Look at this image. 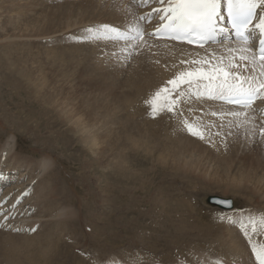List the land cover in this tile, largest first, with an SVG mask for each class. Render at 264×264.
<instances>
[{
    "label": "rangeland",
    "instance_id": "1",
    "mask_svg": "<svg viewBox=\"0 0 264 264\" xmlns=\"http://www.w3.org/2000/svg\"><path fill=\"white\" fill-rule=\"evenodd\" d=\"M81 1L0 0V149L8 144V154L0 152V264H257L239 219L264 214L259 105L248 113L253 135L252 124L213 117L218 102L195 103L185 117H200L201 139L174 114L153 118L145 103L185 67L181 60L227 56L225 44L237 41L206 45L214 48L175 63L167 45L147 35L145 21L135 49L87 31L105 24L128 30L144 7ZM236 62L249 65L241 75L250 74L251 61ZM102 114L110 144L100 142ZM208 195L234 206L212 207ZM67 215L74 220L61 221ZM229 231L244 240L245 255ZM248 231L264 244V228Z\"/></svg>",
    "mask_w": 264,
    "mask_h": 264
},
{
    "label": "snow or ice",
    "instance_id": "2",
    "mask_svg": "<svg viewBox=\"0 0 264 264\" xmlns=\"http://www.w3.org/2000/svg\"><path fill=\"white\" fill-rule=\"evenodd\" d=\"M151 2L152 0H132V3L138 6H146ZM158 2L162 7L152 8L150 12L138 16L137 23L130 26L127 31H121L119 27L108 24L100 26L98 30L89 28L87 31L96 37L123 39L128 42V47L135 49L137 43L133 42H142L145 36L140 22H151L154 14H159L160 23L147 33L149 37L175 40L201 48L207 44L222 43L221 34L229 41L234 38L239 46L225 47L227 56H217L215 51H212L211 55L181 60L180 63L185 67L176 72L165 86L157 89L145 103L149 106L153 118L164 112L174 114L182 120L189 133L204 139L200 117L194 116L189 119L185 117V112L193 113V105L197 102L218 101L221 102L220 109L211 112L213 117L219 116L222 121L226 117H231L238 122V126L252 124L251 134L254 135L257 126L252 121L255 117L249 116L248 113L257 111L253 108L257 99H264V13L260 14L257 22L253 21L257 8L264 6V0H158ZM257 36L259 37L257 48L253 50L249 45ZM237 59L240 62L251 61L252 72L256 73L259 68L258 74L241 75L240 69H247L249 65L238 64ZM224 105L238 106L243 111L226 109ZM228 123L231 124L232 120ZM220 127H223V124ZM258 130L264 135V127H259ZM229 219L232 220L231 217ZM239 224L244 235L249 238L257 264H264V244L252 241L248 231L249 225L253 232L257 230V226L264 228V214L249 217L247 223L240 218ZM93 264H105V260H96Z\"/></svg>",
    "mask_w": 264,
    "mask_h": 264
},
{
    "label": "bare ground",
    "instance_id": "3",
    "mask_svg": "<svg viewBox=\"0 0 264 264\" xmlns=\"http://www.w3.org/2000/svg\"><path fill=\"white\" fill-rule=\"evenodd\" d=\"M80 2H82L81 0H80ZM126 6H125V10L127 9V8H129L130 6H131V4H125ZM153 5H155V3L154 4H151L150 5V7H148V8H146L147 9V12L150 10V8L153 6ZM71 10H73V9H71ZM70 10V11H71ZM69 11V12H70ZM74 11V10H73ZM262 11V10H261ZM146 12V13H147ZM71 13V12H70ZM161 42H163V44H166L167 46H165L166 47V49L169 51V54H170V57L171 58H173V60L175 61V63H176V61H177V59H174V57H188V56H191V54H190V52L191 51H194V50H196V51H201L202 53H203V50H205V49H213L214 47L213 46H211V48H200V47H194V46H189V45H186V44H183V43H177V42H173V41H170V40H164V39H161ZM171 45H173V46H175V47H172ZM208 46H210L209 44H207ZM206 46V45H205ZM225 46L226 47H229V48H237L239 45H238V42H232V43H230V44H225ZM224 46V47H225ZM207 47V46H206ZM211 49V50H212ZM190 54V55H189ZM188 55V56H187ZM190 58V57H189ZM170 60V59H169ZM172 60V61H173ZM171 61V60H170ZM173 61V62H174ZM178 63V62H177ZM177 65V64H176ZM176 68H177V66H175ZM171 68V67H170ZM180 68V67H179ZM182 70V69H181ZM177 71V70H176ZM258 72V71H257ZM251 74H252V71H251ZM257 74V73H256ZM155 84H157V83H155ZM159 86V85H158ZM256 102V101H255ZM217 104V103H216ZM219 104H221V103H219ZM82 105V104H81ZM201 105V104H200ZM259 105V110L260 111H258V113L260 114H264V104H261V103H257V104H253V108L255 107V106H258ZM105 106H106V104L104 105V108H105ZM224 106H227V107H229V108H231V109H234V108H237V107H235V106H230V105H224ZM86 107V106H85ZM91 109H89L90 111H89V113L91 114V113H93V107L91 106L90 107ZM88 111V110H87ZM86 111V112H87ZM85 112V113H86ZM209 112V111H208ZM87 114V113H86ZM94 114V113H93ZM257 114V113H256ZM255 113H254V116H259L258 114L256 115ZM106 115L105 114H102L101 116H99V118L98 119H100L101 120V123H103L102 125H100L101 126V130L103 131V132H101V134L99 135V133H98V135H99V138H100V142H103V140L105 139V138H107L108 137V144H110V143H112V137L110 136V135H112V133L110 134V130H108V129H106V130H103V128H104V126H105V124H104V122H103V120H104V117H105ZM97 117V116H96ZM264 117V116H263ZM227 118V117H226ZM190 119V118H189ZM221 119V118H220ZM233 119V118H232ZM259 119V118H258ZM202 121V120H201ZM214 121V120H213ZM204 122V121H203ZM202 122V123H203ZM229 124V123H228ZM204 125V124H203ZM209 127V126H208ZM236 127V126H235ZM99 128V127H98ZM204 128H206V126H204ZM247 130V129H246ZM204 131V130H203ZM208 131V130H207ZM118 132H120V131H118ZM114 134V133H113ZM116 134L118 135L119 133H117L116 132ZM206 134V133H205ZM209 135H210V133H209ZM207 136H208V133H207ZM209 137V136H208ZM103 138V139H102ZM206 139V138H205ZM264 139V138H263ZM115 140H113V142H114ZM116 142V141H115ZM245 142V141H244ZM224 143V142H223ZM226 143V142H225ZM224 143V144H225ZM264 143V141L262 142V144ZM112 145V144H111ZM223 146V145H222ZM221 146V147H222ZM225 146V145H224ZM6 147H8V144L5 146V147H3L2 149H0V152L2 153V151H3V154H8V149L6 148ZM98 147V146H97ZM220 147V148H221ZM6 148V149H5ZM101 148V147H100ZM219 148V149H220ZM2 150V151H1ZM99 150V149H98ZM102 151H104V150H102ZM224 151V150H223ZM0 153V154H1ZM229 155V154H228ZM1 156H3V155H0V159H2L1 158ZM7 156V155H6ZM221 156V155H220ZM8 157V156H7ZM5 158V157H4ZM4 160V159H3ZM1 161V160H0ZM4 162V161H3ZM38 164H43V166H45V164L44 163H41V162H39ZM39 165V166H40ZM35 166V165H34ZM48 166V165H47ZM46 167V166H45ZM42 168V167H41ZM47 168V167H46ZM45 168V169H46ZM42 169H44V168H42ZM38 170V169H37ZM36 170V171H37ZM39 171V170H38ZM41 171V170H40ZM43 171V170H42ZM41 174L43 173V172H40ZM14 185V184H13ZM11 187H12V185H11ZM16 188H17V186H15ZM10 188H8L7 189V191L4 193H2L3 195H2V197L1 198H3L4 199V197H8L9 195H8V193H10V191H8ZM20 192H17V193H15V194H19ZM14 196V195H13ZM15 198H16V195H15V197L13 198V199H11V201H7L6 203H7V205L8 204H12L13 202V200H15ZM32 198L34 199V196H32ZM26 199V198H25ZM27 199H29V198H27ZM27 199H26V202H32V201H30V199L27 201ZM2 201V200H1ZM34 202V201H33ZM26 204V203H25ZM23 205V204H22ZM75 205H77V203H75ZM5 207V206H4ZM54 207V206H53ZM53 207H50V208H48L49 210H51ZM3 208V207H2ZM22 208V207H21ZM56 208H54V210H55ZM1 210V209H0ZM9 211V210H8ZM19 211H20V207H19V209L17 210V212L19 213ZM71 211H67V212H65V213H70ZM13 213V212H12ZM8 214H9V212H8ZM6 215V213H3V214H0V220L1 219H3L4 218V216ZM60 215H63V214H61V213H58V216H60ZM205 215H206V220L208 221V216H209V214L208 213H205ZM66 216H64V218L62 217V219H61V221H63V220H66V221H71V220H74V215L73 216H71V215H67V217L65 218ZM60 218V217H59ZM210 220V219H209ZM16 221V220H15ZM61 221H57L56 223H57V225H59V224H61ZM214 221V220H213ZM197 222V221H196ZM202 223V222H201ZM211 223V222H210ZM209 223V224H210ZM205 224V223H204ZM208 224V225H209ZM27 225V224H26ZM76 225V222L74 223V226ZM24 226H25V224H24ZM76 227V226H75ZM214 227V226H213ZM227 228V227H226ZM93 229V228H92ZM228 229H230V231H231V228H228ZM228 229L226 230V231H228ZM260 230V229H259ZM213 231V230H212ZM230 231H229V234H230ZM249 231H250V229H249ZM263 231V230H262ZM231 232H233V230L231 231ZM235 232V231H234ZM233 232V233H234ZM257 232V231H256ZM253 233V232H252ZM236 234V233H235ZM231 235V234H230ZM237 235V234H236ZM235 235V236H236ZM232 237H234V240H236V242L235 241H233V239H231V237H230V239L232 240V243H233V246H235V248H237V249H239L240 251H243V252H240V256L242 255L241 253H243L244 255H245V253H246V251H244V249H246V248H244L243 247V245H245V244H243V242H244V240H239V238H238V240L235 238V236H234V234H232L231 235ZM253 236V238H254V236L256 237V235L254 234V235H252ZM251 236V237H252ZM225 238H227V237H225ZM259 239V238H258ZM231 240H229L228 239V241H231ZM254 240V239H253ZM235 242V243H234ZM242 243V244H241ZM245 243V242H244ZM247 243V242H246ZM234 248V247H233ZM51 250V249H50ZM50 252V251H49ZM236 252H239V251H236ZM48 253V252H47ZM53 253H54V255L53 256H56L57 254H59L60 253V251L57 249V248H54L53 249ZM51 254V253H50ZM83 254H85V255H87V254H89V252L88 251H83ZM52 256V255H51ZM243 256V255H242ZM48 259L47 258H45V262L47 261ZM41 262V261H40ZM46 264H47V262H46Z\"/></svg>",
    "mask_w": 264,
    "mask_h": 264
},
{
    "label": "water",
    "instance_id": "4",
    "mask_svg": "<svg viewBox=\"0 0 264 264\" xmlns=\"http://www.w3.org/2000/svg\"><path fill=\"white\" fill-rule=\"evenodd\" d=\"M205 202L210 206H216L225 210H229L233 207V202L230 198H223L217 195L206 196Z\"/></svg>",
    "mask_w": 264,
    "mask_h": 264
}]
</instances>
